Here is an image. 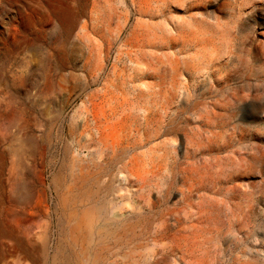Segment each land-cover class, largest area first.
<instances>
[{
	"label": "rangeland",
	"instance_id": "obj_1",
	"mask_svg": "<svg viewBox=\"0 0 264 264\" xmlns=\"http://www.w3.org/2000/svg\"><path fill=\"white\" fill-rule=\"evenodd\" d=\"M65 255L264 264V0H0V264Z\"/></svg>",
	"mask_w": 264,
	"mask_h": 264
},
{
	"label": "bare ground",
	"instance_id": "obj_2",
	"mask_svg": "<svg viewBox=\"0 0 264 264\" xmlns=\"http://www.w3.org/2000/svg\"><path fill=\"white\" fill-rule=\"evenodd\" d=\"M61 3H59L60 5ZM62 6V5H61ZM64 6V5H63ZM66 8V7H65ZM68 8V7H67ZM71 9V8H70ZM72 11V10H70ZM74 14V13H73ZM71 12L67 11L66 9L56 6L54 15L57 18L59 24L62 26L63 31L68 34L70 33V30L75 26V16ZM52 16V15H51ZM167 26L170 27V25L167 24ZM167 28V27H166ZM173 28V27H172ZM83 29V26L80 27V30ZM169 30V28H168ZM111 206V205H110ZM109 206V207H110ZM108 208V207H107ZM60 248L57 249V253H60ZM47 258V257H46ZM49 263V262H48ZM49 264H71L70 263V256L65 255V257H62L60 261L56 260L55 257H53Z\"/></svg>",
	"mask_w": 264,
	"mask_h": 264
}]
</instances>
